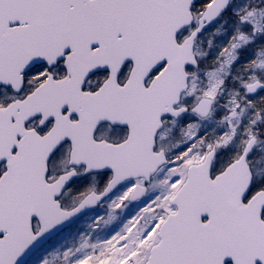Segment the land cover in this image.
Masks as SVG:
<instances>
[{
	"label": "snow or ice",
	"instance_id": "6c2138e0",
	"mask_svg": "<svg viewBox=\"0 0 264 264\" xmlns=\"http://www.w3.org/2000/svg\"><path fill=\"white\" fill-rule=\"evenodd\" d=\"M0 264H264V0H0Z\"/></svg>",
	"mask_w": 264,
	"mask_h": 264
}]
</instances>
